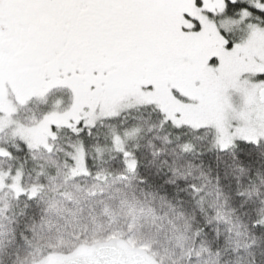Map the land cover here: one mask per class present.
Segmentation results:
<instances>
[{
  "label": "snow or ice",
  "instance_id": "snow-or-ice-1",
  "mask_svg": "<svg viewBox=\"0 0 264 264\" xmlns=\"http://www.w3.org/2000/svg\"><path fill=\"white\" fill-rule=\"evenodd\" d=\"M0 264H264V0H0Z\"/></svg>",
  "mask_w": 264,
  "mask_h": 264
},
{
  "label": "trees",
  "instance_id": "trees-1",
  "mask_svg": "<svg viewBox=\"0 0 264 264\" xmlns=\"http://www.w3.org/2000/svg\"><path fill=\"white\" fill-rule=\"evenodd\" d=\"M90 163H91V162H90ZM144 171H145V174H147V169H145ZM144 187H145L146 190H148V191H154V190H156L157 185H156L155 183H151V182H150L149 185H145ZM160 191H166L167 194H168V196H169V197H172L173 189L168 188V187H165V186H161V187H160ZM137 194L139 195V193H137ZM184 199H185L186 203L184 204L183 209H181L180 207H177V208H176V212H179V211L183 210V211H185L186 213H190V212L192 211L193 205L191 204L190 201H188V198H187V197H185ZM144 207H145L144 215H148V216H151V215H153L154 213H155V214H161V213H163V212H169V215H173V214H174V213H172V212L169 210V208H168L166 205H165L163 208H161V207H160V204H159V201L153 202V203L151 204V208L154 209V213H153V212H150V211L148 210V208H149L148 204H145ZM180 223L182 224L183 221H180Z\"/></svg>",
  "mask_w": 264,
  "mask_h": 264
},
{
  "label": "rangeland",
  "instance_id": "rangeland-1",
  "mask_svg": "<svg viewBox=\"0 0 264 264\" xmlns=\"http://www.w3.org/2000/svg\"><path fill=\"white\" fill-rule=\"evenodd\" d=\"M12 87H13V89H14L15 91H17L18 93L21 91L20 86H19V84H18L17 82H12ZM185 91H186V94H187V95H193V93L190 92V91H188L187 89H186ZM104 103H105L106 105H108V104H111V103H115V101L111 100L110 98H105ZM125 251L127 252V251H129V250H125Z\"/></svg>",
  "mask_w": 264,
  "mask_h": 264
}]
</instances>
